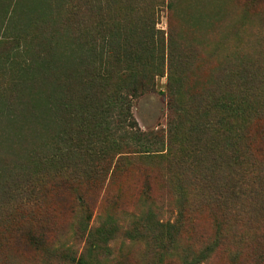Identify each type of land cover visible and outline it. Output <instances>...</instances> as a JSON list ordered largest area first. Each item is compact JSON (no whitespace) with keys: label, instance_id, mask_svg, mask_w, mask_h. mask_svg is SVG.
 <instances>
[{"label":"trees","instance_id":"1","mask_svg":"<svg viewBox=\"0 0 264 264\" xmlns=\"http://www.w3.org/2000/svg\"><path fill=\"white\" fill-rule=\"evenodd\" d=\"M165 1L170 11L173 2ZM152 2L41 1L21 22L14 20L15 10L7 18L14 30L15 22L21 27L3 31L13 38L0 60V230L17 254L26 186L72 192L76 202L85 198L96 205L97 220H108L104 212L117 201L108 190L123 162L137 154L160 153L164 185L181 204L168 209L171 221L149 228L146 218L135 221L132 237L158 240L157 227L166 225L167 247L179 244L180 236H192L193 212L206 209L217 248L231 236L223 229L235 219H264V64L239 61L217 70L191 106L182 107L176 91L187 58L172 44L174 27L167 19L155 64L159 11ZM27 29L34 31L29 38ZM58 30L69 31L63 49L56 44ZM163 74L168 115L179 120L169 118L165 149L155 151L150 149L161 136L137 128L130 103L152 91L154 78ZM140 180L137 194L151 201L149 177L140 174ZM104 233L88 229L75 264L85 263ZM261 262L258 256L255 264ZM181 264L197 262L183 256Z\"/></svg>","mask_w":264,"mask_h":264},{"label":"rangeland","instance_id":"2","mask_svg":"<svg viewBox=\"0 0 264 264\" xmlns=\"http://www.w3.org/2000/svg\"><path fill=\"white\" fill-rule=\"evenodd\" d=\"M41 1L57 2L0 0V60L10 50L13 38L9 32L3 31L19 29L18 23L23 20L25 12ZM65 1L76 3V0ZM152 1V6L159 11L155 26L159 53L155 49V64H160L158 58L166 40L167 19L174 27V31H170L172 44L183 48L187 58L178 83L179 95L176 91V99L182 107L191 106V97L204 91L217 70L230 68L232 63L239 61L264 64V0H172L170 11L165 9V0ZM13 10L16 12L14 20L19 21L15 22V30L12 24H7ZM26 32V38L34 33L30 29ZM55 32L56 44L63 49L68 44L69 31ZM19 43L21 45L20 40ZM165 84L164 74L156 76L152 91L130 103V113L137 128L161 136V141L150 149L155 151L165 149L169 118L174 122L179 120V115H168ZM182 107L177 112L183 110ZM131 149L139 151L136 146ZM154 153L150 154L153 156L137 154L123 162L108 190L109 197L117 200L113 211L107 207L104 212L109 214L108 220L103 216L97 220L96 205L85 198L76 202L72 192L26 186L19 253L11 243H6L0 230V264H4L6 257L11 264H75L83 250L86 232L97 227L106 231L105 239H94L93 247L86 251L84 264H181L183 256L188 260L195 259L197 264H255L260 256V264H264L262 218L251 223L235 219L237 221L231 228L223 229L232 237L227 236L217 248L214 247L216 228L206 209L193 212L192 236H180L179 244L167 247L162 236L166 225L157 227L158 240L131 236L135 221L146 218L143 223L146 221L148 228L168 219L171 221L173 214L167 213L168 209L175 211L181 204L178 195L166 189L160 153ZM140 174L149 177L151 201L137 194ZM138 232L144 233L143 230ZM185 246H189V251Z\"/></svg>","mask_w":264,"mask_h":264}]
</instances>
